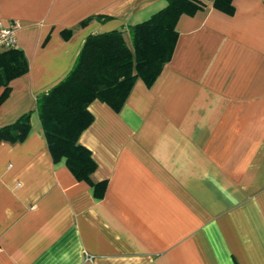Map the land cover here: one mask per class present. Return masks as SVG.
<instances>
[{"label": "crops", "instance_id": "crops-1", "mask_svg": "<svg viewBox=\"0 0 264 264\" xmlns=\"http://www.w3.org/2000/svg\"><path fill=\"white\" fill-rule=\"evenodd\" d=\"M164 5L0 0L28 62L8 83L0 127L33 110L22 141H0V264H264V0L181 14L150 86L136 79L119 111L90 102L79 142L100 196L48 150L36 96L88 34L122 29L130 45L127 27Z\"/></svg>", "mask_w": 264, "mask_h": 264}, {"label": "trees", "instance_id": "trees-1", "mask_svg": "<svg viewBox=\"0 0 264 264\" xmlns=\"http://www.w3.org/2000/svg\"><path fill=\"white\" fill-rule=\"evenodd\" d=\"M208 0H165V5L148 18L127 27L130 45L122 29L87 35L68 73L36 96L37 113L53 161L64 160L75 177L90 183L96 196L104 182H94L96 163L90 150L79 142L93 116L88 105L95 99L119 111L136 81L150 86L170 60L176 40V21L183 13L192 14ZM225 13L233 12L232 0H210ZM69 30L65 33L68 34ZM28 70L22 50L0 52V103L9 92L8 83ZM33 110L0 127V141H22L30 131Z\"/></svg>", "mask_w": 264, "mask_h": 264}, {"label": "built area", "instance_id": "built-area-1", "mask_svg": "<svg viewBox=\"0 0 264 264\" xmlns=\"http://www.w3.org/2000/svg\"><path fill=\"white\" fill-rule=\"evenodd\" d=\"M19 23L11 21L3 23L0 21V52L5 51L16 46V31ZM90 258V256H88Z\"/></svg>", "mask_w": 264, "mask_h": 264}]
</instances>
